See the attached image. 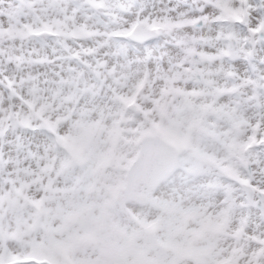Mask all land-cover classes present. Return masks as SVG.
Instances as JSON below:
<instances>
[{
    "label": "snow or ice",
    "instance_id": "6c2138e0",
    "mask_svg": "<svg viewBox=\"0 0 264 264\" xmlns=\"http://www.w3.org/2000/svg\"><path fill=\"white\" fill-rule=\"evenodd\" d=\"M0 264H264V0H0Z\"/></svg>",
    "mask_w": 264,
    "mask_h": 264
}]
</instances>
